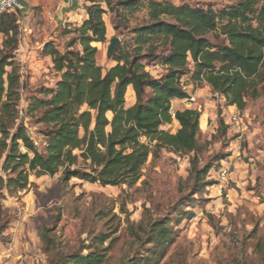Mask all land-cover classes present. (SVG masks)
Masks as SVG:
<instances>
[{
    "label": "trees",
    "instance_id": "trees-1",
    "mask_svg": "<svg viewBox=\"0 0 264 264\" xmlns=\"http://www.w3.org/2000/svg\"><path fill=\"white\" fill-rule=\"evenodd\" d=\"M231 1L215 11L157 0H87L84 21L67 32L74 36L65 52L52 43L45 46L43 56L51 59L56 81L52 87H41L37 97H29L24 111L21 103L27 81L15 56L19 19L12 13L0 15V35L4 36L0 45V196L25 192L33 176L59 174L65 184L79 179L102 187L133 188L149 158L156 159L163 151L197 156L202 148V114L188 108L173 115L174 101L188 99L194 90L190 87L205 85L224 99L227 108L242 112L249 100L261 95L264 0ZM144 12L143 22L132 30L138 47H119L108 58L115 65L101 67L96 45L107 42L105 17H111L114 31H129L130 19ZM160 46L166 55L157 54ZM155 63L165 74L154 76L148 70ZM129 89L134 94L132 107H127ZM218 116L217 132L227 137L226 119L221 112ZM27 118L43 127L42 148L29 135ZM173 123L178 127L175 132L165 130ZM191 166L193 196L214 186L203 183L210 166L199 170L196 157ZM169 225L170 221H156L148 226L151 248L135 257L133 264H149V255L171 241ZM50 233L51 229H44L42 240L55 256L54 263L105 261L108 249L65 255L56 240L50 241ZM96 240L105 242L101 237Z\"/></svg>",
    "mask_w": 264,
    "mask_h": 264
},
{
    "label": "rangeland",
    "instance_id": "rangeland-1",
    "mask_svg": "<svg viewBox=\"0 0 264 264\" xmlns=\"http://www.w3.org/2000/svg\"><path fill=\"white\" fill-rule=\"evenodd\" d=\"M31 1L37 6L18 21L19 46L15 52L27 81L22 111L27 109L29 97H37L41 87H52L56 81L51 59L43 56L45 46L52 43L65 52L74 36L67 32L79 27L85 18L86 3L64 14L62 0ZM157 1L215 11L233 4L231 0ZM145 15L146 12L136 14L130 19L131 30L120 32L114 31L111 17H105L107 42L96 45L101 67L115 65L107 55L114 37L121 40L120 47H138L132 41V30L143 22ZM209 37L213 39L212 35ZM3 40L0 35V45ZM157 54L167 52L160 46ZM148 70L154 76L165 74L158 63ZM261 80L260 97L249 100L242 111L249 134L241 140L242 151L238 155L229 152L231 134L224 137L217 132L219 112L225 119L231 112L224 99L205 85L193 86L190 91L194 89L192 95L197 103L189 106L202 114V148L197 156L163 151L158 158H149L141 180L133 188L102 187L79 179L65 184L59 174L33 176L25 192L13 197L7 193L0 196V264H53L55 256L42 240L44 229H51L50 241L56 240L58 250L65 255H87L95 249H108L102 264H133L135 257L151 248L147 229L156 221H170L173 234L171 241L149 255V264H264V70ZM130 97L131 94L128 105ZM25 126L42 148L46 142L43 127L31 118L25 120ZM177 128L173 123L165 130L175 132ZM227 155L231 164L227 179L221 181L218 173ZM195 157L199 170L211 167L203 183L214 186L193 196V180L189 176ZM2 163L3 160L1 175ZM192 201H196L194 206H190ZM98 237L105 242L100 244Z\"/></svg>",
    "mask_w": 264,
    "mask_h": 264
},
{
    "label": "built area",
    "instance_id": "built-area-1",
    "mask_svg": "<svg viewBox=\"0 0 264 264\" xmlns=\"http://www.w3.org/2000/svg\"><path fill=\"white\" fill-rule=\"evenodd\" d=\"M15 14L19 21H22L26 13V7L19 0H0V15L4 14ZM188 105H193L197 103L196 96L191 95L188 99L185 100ZM174 115V110H171ZM226 123L229 127V132L233 138L230 145V151L233 156L238 155L242 151L241 140L244 137H248L249 128L245 121L243 112L239 111L237 108L232 110L229 113V116L226 119ZM229 156L226 160L222 162V168L220 169L218 176L221 181L227 179L229 165L231 164Z\"/></svg>",
    "mask_w": 264,
    "mask_h": 264
},
{
    "label": "crops",
    "instance_id": "crops-1",
    "mask_svg": "<svg viewBox=\"0 0 264 264\" xmlns=\"http://www.w3.org/2000/svg\"><path fill=\"white\" fill-rule=\"evenodd\" d=\"M23 5H25L26 7V13L24 15V18L28 13H31L33 11V7H36L37 5L35 3H33V1L31 0H19ZM87 0H62V4H61V11L64 12V14L69 11V12H74V9L77 8V6L82 7L81 5L84 3H86ZM85 12V10H83ZM129 94H131L130 97V104L128 105L127 103V107H132L135 103L134 100V94L132 92V89H129L128 91ZM128 94V95H129ZM193 106V105H191ZM191 106H189L188 104L185 103V100H176L172 103V109L175 111L177 110H184V109H188L189 107L191 108ZM230 111L234 110L233 107L228 108ZM176 124V123H175ZM177 125V124H176Z\"/></svg>",
    "mask_w": 264,
    "mask_h": 264
},
{
    "label": "water",
    "instance_id": "water-1",
    "mask_svg": "<svg viewBox=\"0 0 264 264\" xmlns=\"http://www.w3.org/2000/svg\"><path fill=\"white\" fill-rule=\"evenodd\" d=\"M120 45H121V40L118 37H114L110 41V45L108 47V54H107L109 59H111L116 55Z\"/></svg>",
    "mask_w": 264,
    "mask_h": 264
}]
</instances>
